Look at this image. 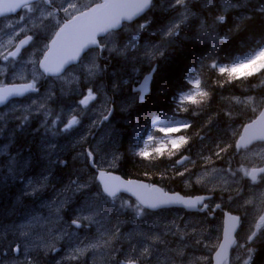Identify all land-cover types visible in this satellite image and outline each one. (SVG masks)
<instances>
[{
  "label": "snow or ice",
  "instance_id": "6c2138e0",
  "mask_svg": "<svg viewBox=\"0 0 264 264\" xmlns=\"http://www.w3.org/2000/svg\"><path fill=\"white\" fill-rule=\"evenodd\" d=\"M155 5V0H104L103 3H96L95 6L88 5L87 10L81 7L77 0H64L59 6L56 5L55 0H0V16L6 13L16 12L18 9L26 10V13L37 14L35 20L37 26L42 25L47 28L44 21L49 18H55L58 13H64V21L58 22L55 29L52 31L51 38L45 43L41 55L43 59L38 56L35 60H30V63H38L39 67L43 69V74H50L60 78V74L69 64L80 60L82 53L87 54L90 48H97L104 50L101 41H98L97 36L104 34L106 36H115L117 29L121 27L123 21H132L146 11H150ZM196 7L197 11H193L192 7ZM168 10L175 11L177 17H173L165 24L160 35L164 38L167 45H172L179 38L182 29H187L197 26V31L201 36H206L212 41V51L209 53L211 58L210 68L219 72L220 76H228V83H232L233 79L241 80L250 78L257 74H264V32L258 36H253L254 46L248 48L246 54L242 56L228 55L224 58L219 56L218 50H222L223 46L230 44L234 39L239 38L242 33L249 30L251 24L264 20V0H167ZM230 10H236V13L229 17L227 14ZM31 18V17H30ZM24 20V16L19 17ZM150 22L145 20L139 23L137 28L141 31L149 28ZM226 29V31L224 30ZM19 35V33H17ZM139 36L133 35L127 44L122 48L117 47L113 49L116 52L125 54L132 50H138ZM34 40L33 34H26L19 43L14 45V50H10L5 46L4 51H0V59L7 62L9 60L15 61L21 52V49L30 44ZM12 43L11 40L8 42ZM144 57L149 61L158 56H166V48L163 45L146 44L143 50ZM157 70V66H152L151 70L143 77V81H137L138 87H133L132 91L137 93V97L141 102L149 90L148 86L151 83L152 77ZM91 69L89 75H92ZM188 85L192 88L182 90L180 94L174 98L177 103V112L181 110V105L187 101L192 104L201 103L196 99L199 97H207L209 93L201 88V80L197 77L189 75L186 78ZM128 83L127 80L124 81ZM223 87V82H220ZM195 89V91H193ZM39 89L36 84V79L33 77L31 82H25L19 86L0 88V104H4L9 97H23L26 93H38ZM50 98V97H49ZM97 96L93 89L89 88L86 95L78 100L80 109H87L90 103L96 100ZM234 102L241 105L244 112L251 111L253 114L249 122L242 125L243 131L228 125L232 129L233 136H239V139L232 142L221 141L216 145L217 151L215 156L218 159H223L224 154L229 153V149L234 148L233 154L247 155L248 152H253L256 149L260 151L256 153L260 163L249 162L248 164H241L238 168L233 169L231 165L225 169V173L230 177L232 184L239 185L235 191V196L232 195V188H224L221 190V202L211 203L213 197L211 195H195L182 196L178 193L169 194L160 188L149 186L146 184H134L133 181H120L119 177L112 176L101 168L97 167V177L102 191H97L94 197H89L85 200L84 206L75 214L71 223L75 228L90 227L93 224L101 225L100 220L96 219L101 215L102 205H106L109 201L105 197L110 198L113 205L117 198V192L121 187L131 191L135 189V195L138 203L128 204L127 201L121 204V209L131 210V221L134 225L140 226L146 223L145 218L149 215H155L160 210L169 209L173 207H183L184 209H195L197 212L204 213V219L209 220L214 218L217 210L223 211V192H229L227 199L232 201L239 199L242 201L240 207L244 209L245 215H233L230 211L224 212L223 221V241L219 243V250L216 252L217 264H220V258L226 250L232 246L244 250L245 255L242 258V264H257V253L261 250L257 247L258 243L264 242V93L259 95L250 93L244 98L235 97ZM38 107L45 111L48 115L51 114L45 103H40ZM184 111L188 109L184 108ZM73 114L64 123L59 130L68 132L73 127L80 123L76 109H72ZM111 115V109H108L107 114L103 115V120L107 121ZM224 115L229 120L234 119L231 111H225ZM27 119V116L24 117ZM167 123L160 125V121H155L156 131L163 132L167 138V143L171 144L173 149L179 150L182 145L187 144L188 140L184 135L173 138L175 133H180L188 129L190 123L178 119L175 115L164 118ZM60 116L51 121V126L56 127ZM47 125V121L45 122ZM23 125H21L22 127ZM149 142L155 139L153 134V124H149L144 131ZM203 139V137H201ZM143 143V139L141 138ZM154 147V146H153ZM139 149V144L133 146V151L136 155L148 159L152 153ZM245 150L241 153V150ZM157 154H162L165 149L163 147H154ZM88 159L92 161L95 166V157L93 152H88ZM119 159L118 155H113L112 161ZM188 156H182L175 161V164L181 165ZM211 161V157L206 158ZM111 163V162H110ZM185 167L184 171H177L176 175L185 176L188 172ZM195 177V180H193ZM202 183V178L196 176L186 177L185 183L192 185L193 183ZM227 183V181H226ZM72 184L76 190L86 188L87 184H80L78 181H73ZM119 211V209H115ZM249 211L255 213L254 226L249 230L243 242H238L237 236L234 235L238 227H240L243 219H246ZM87 221L85 225L83 222ZM172 224H156L155 227L149 225L146 229H134L133 233H129V251L123 253L120 250L122 258L115 257V264H152V259L161 254L164 256L168 264H200L201 261L209 260L207 256L189 257L185 249L189 246L188 239L195 238L194 234L198 231L193 228L191 232L179 226L173 228ZM107 235L109 239L104 240L105 245L112 247L115 253L117 250L111 244V238L120 239L123 234L119 232L117 226L115 232H100V239H104ZM172 236L175 240H168L166 237ZM211 239V237H206ZM205 237L201 236L195 238V244L201 245ZM178 243L179 246L173 247V244ZM100 244V240L95 243L85 245V248H76L72 254V259H77L78 256L86 250V248H96ZM204 247H209L204 244ZM19 252V247L13 249ZM210 264V262H209Z\"/></svg>",
  "mask_w": 264,
  "mask_h": 264
},
{
  "label": "rangeland",
  "instance_id": "374dc122",
  "mask_svg": "<svg viewBox=\"0 0 264 264\" xmlns=\"http://www.w3.org/2000/svg\"><path fill=\"white\" fill-rule=\"evenodd\" d=\"M156 7H158V6L156 5ZM159 7H160L159 8L160 12H164V13L168 14V18H167L166 22L161 23L162 27L165 24H167L168 21L170 19H172L173 17L178 18V14L175 11L168 10L167 0H164V2L162 0L160 2ZM192 10L197 11V8L193 6ZM61 14L64 15L63 12H60L57 14V16L55 18H49L48 20L44 21V24L47 25V28L43 27L42 25L37 26V22L35 20V15H38V13L33 15V14H29V13L25 12L23 14L24 20H20L18 17L17 19H13V20L0 21V51H4L5 46H7L8 49L13 50L14 45L17 44L21 39H23L26 34L34 33V35L38 34L37 36H39L41 38L47 37L53 29L52 28L53 24H54V29H55L57 23L59 22V18H60L59 15H61ZM161 29L159 30V35H160ZM187 29L190 30V34H192L196 31V34L201 41H208L209 43L212 44V41L208 37L201 36L198 33L197 26H193V27H190ZM194 29H195V31H194ZM46 30H48V34H45ZM153 32L156 35L157 31L154 30ZM17 33H19V35H17ZM151 33H150V36L153 37L151 41L145 40V42H141V43H138L139 39H138V41H136V43L138 44V50H132V51L128 52L126 54L127 59H125V54H121L119 52L114 51L113 50L114 48L111 49L112 51H114V53L117 54V56L122 57L123 67H126L127 70H131L130 64L138 65V64H142V63H147L146 61L148 59H146L144 57V54H143L144 46L146 44L163 45L166 48V55L168 54V50H169V48L172 47V45H170V46L167 45L166 41L164 40V38L161 35H160V39L158 40L157 37L155 38ZM133 35H135V32L133 33ZM185 38H186V36H184L182 39H185ZM187 38H189V37H187ZM9 40L12 41L11 44L8 43ZM123 45H125V43H122L120 48H122ZM237 51H236V53H237ZM244 52L245 53H242V54H234V56H242L243 54H246L247 48ZM37 55H38V47H37V44L34 43V45H32L30 47V52L27 53L25 55V57L20 62H18V60H16V61L9 60V61L5 62L2 59H0V63H1L0 64V74H1L0 75V83L7 82V81H18V82L22 81V82H24V80L28 79L29 75L34 76V73H35L36 67H37V63L36 64L31 63L30 64L29 61L35 60V57ZM165 57H160L157 55L156 58H159L160 59L159 62H161V60L164 59ZM211 62L212 61L208 62L206 65H210ZM82 64H84V65L80 69H78L76 71L70 70L71 72H74V73L71 74L67 79L65 76V77L61 78L60 80H57L56 82L52 81L54 86L52 85L51 82H48V87L49 86L50 87H49V91H47V93L45 95H50L51 97L54 96L55 99L59 100L60 104H62L65 107V109H64V107L62 106L63 110L61 111L62 123L66 122L67 119H69L71 117V115L73 114L72 109L73 108L76 109V113L78 114V119H80V123L83 126L82 125L79 127L75 126L73 128H77L76 129V135H78L81 131H84L85 132L84 135L86 138L90 137L91 141H96V143H94L92 145V148L90 150L93 153H95L96 156L98 155L99 151L102 152V161L98 159V163L101 164V166H103L101 168V170H106L109 168L115 169L116 168L115 166L118 163V162L114 163L112 161V159L109 158V155L107 154L109 147L104 146L105 143L106 144L109 143L110 146L112 145V143H113V131L114 132L117 131L116 127L120 128V130L118 131V134H119L118 142H119V144L118 145H116V144L112 145V150L114 152H121L123 150L124 154H126L127 156L137 158L138 160H142L144 162H146L149 158L144 159L143 157L136 155V153L133 151V146L135 144H139V149H137V151L140 149H144V150H147L151 153H152V151L155 152L154 148L151 147L153 144L155 145V147H163V148L165 147L164 149L165 150L167 149L166 151H168V149H169V151H171V150L175 151V155H176L175 158H177V159H180L184 155L182 150H189V149H185L184 147H181L179 150L173 149L171 144H169V143H168L169 145H167V144H162V143L156 144V143L149 142L147 140V136L143 135L145 130H142V129L140 131L136 130L137 129V121L136 120L140 114L139 115H129V114L124 113V111L133 108V102L136 101V98H134L131 95L132 92L127 89V84L124 83L125 80L122 83V85H123L122 91L120 92L117 88V83L115 82V80H110V79L106 80L109 83V86H105V83L94 82L96 80V77H97L96 72L98 71V68L96 67V60L95 59L89 58V59H87L86 62H83ZM90 69H91L92 73H94V74L89 75ZM145 71H146V69H145ZM215 72L219 73L216 70H215ZM257 75H254V77H257ZM88 76H89V79L87 81V84H85L84 81H85V79H87ZM8 77H10V78H8ZM78 77L84 78V81L80 84H78V82H79ZM142 77H143V74L140 73L137 81L142 79ZM95 85H98L99 87L96 88ZM111 86H113L114 89L117 91V104H116L115 108L113 106V103L109 100V96H108L109 88ZM261 86L264 87V78L261 82ZM89 88L93 89L96 92L97 98L94 102L90 103V105L87 109L82 110V109H80V107L78 105V100L82 97V95L87 94V90ZM178 92H181V91H178ZM149 94H150V92L147 94V96ZM134 95H135V97H137L136 93ZM178 95H176V97ZM245 96H246V94H244L243 96H241L239 98L242 99ZM29 98H31V100ZM47 100H51V98L39 100V98H36L35 95H32V96L26 98L25 100H23L21 103L20 102H18V103L11 102L5 108L0 110V124H10V123L26 124V123L34 122L37 119L35 115H38L40 113L46 114L44 110L41 111L42 109H40L38 107V105L42 102L46 104ZM63 102H64V104H63ZM146 102L147 101L144 100V104H146ZM173 102L175 103L174 108L177 109L178 101H175V99H174ZM188 103L189 102L185 101L181 105V109L183 110L184 108H186V104H188ZM150 105H154V104H150ZM225 105L227 108L231 109L233 112H236L237 115H239V113H243V114L245 113L243 107L241 105L235 103L234 99H228L226 101ZM47 107H48V105H47ZM108 109H111V115H110L109 119L107 121H105V120H103V115L107 114ZM137 110H140V109H137ZM191 110L193 111V108H191ZM247 112L248 113H245L244 115L247 114L248 116L246 115V117L252 118L253 114L251 113V111L249 110ZM172 115H170V116H172ZM25 116H27L26 120L24 119ZM170 116H168V117H170ZM130 118L132 119V121H130ZM124 120H126V122ZM144 120L140 123H144ZM166 123L167 122H165V123L160 122V125L166 124ZM149 124H153V132L156 131L155 130L156 127L160 126V125H156L153 122H149L148 125ZM241 126H242V124H239V126L235 125L232 127L240 130ZM229 129H228V133L230 134L232 132V129L231 128H229ZM126 133H128V135H126ZM143 137H144L143 140L145 143L141 142V138H143ZM230 137L234 139L236 136H233V134L231 133ZM173 138H176V137H173ZM206 145L210 146L208 144V142L206 143ZM40 148H41L40 146L37 147L39 154H40V150H42V148L41 149ZM45 149L48 151L49 149H51V146L45 147ZM5 151H6V147H4L2 144H0V155H3L5 153ZM173 151H171V152H173ZM259 151H260L259 149H256L255 151H253L251 153L248 152L246 156L242 155V154H238L234 160L231 158H229V160L232 163H234L236 167H239L241 164H248L249 162L260 163V161L256 155V153ZM78 152H80V151L79 150L73 151L74 156L79 157L78 154H80L81 152L80 153H78ZM197 154H198V151H196V153H194V155H197ZM14 155L18 156V154H15V153H14ZM13 157H16V156H13ZM192 158L194 159V157H192ZM55 161L56 160H54L50 164L55 165ZM196 163L198 164V161ZM8 164H9L10 168L12 169L11 173H13V175L15 177H18V178L25 180L31 174L30 172L24 173V174L20 173L26 167V164L23 165L22 161L19 159L17 161H15V159L12 158L8 161ZM197 164L195 165V167L193 169V166L191 163L189 166L186 165V166L180 167V168H179L180 165L173 163L172 164V171L174 173L177 171L176 169H182V171H184L185 167H187L189 171L185 173L186 176L189 177V175L192 176V174L195 173L196 176L201 177L202 183L200 184V183L194 182L193 183V185H195L194 188L205 189L206 191H210V192L219 191L220 194H221V190L224 188H228L231 186H232L231 187L232 190L235 188L234 184H232L230 177L225 173V169H220L217 166H215V167L208 166L211 164H208V165L204 164L203 166H200L199 164L198 165ZM196 166H199L200 168L199 167L196 168ZM207 168H209V169H207ZM226 169H227V167H226ZM152 170L154 171V169H152ZM43 173H45V171ZM222 173H223V175H222ZM224 176H226V177H224ZM174 177H176L178 179L182 178L181 176L176 175V174L174 175ZM183 177H185V176H183ZM193 180H195V177H193ZM226 181H227V183H226ZM184 182H185V180H184ZM186 185H189V184L186 183ZM27 192H29L28 189H27ZM225 192H223V193H225ZM47 194H49V193H47ZM87 194H88L87 195L88 197H94L95 196V193H87ZM18 195H19V200L21 202L25 201V204L21 205L22 208H26V207L31 206L29 199H28V196L23 190H21L18 193ZM49 195H51V198L48 202L49 205L47 206V208H44V209L41 208V209H38V210H35L32 212L25 211L23 216L21 217V222L17 226L11 225L12 221H13L12 217L7 215L4 218L3 223L5 226L3 225L2 227H6V229L4 230V236L1 235V236H3V238L0 239V264H39V262L36 263V261H35V259L37 257H42L43 262H46L48 264H59V263H61V264H64V263L65 264L66 263L67 264H74V263H76V264H82V263L83 264H109V263L115 264L114 256L116 257L117 253L122 255L123 253H127L129 251V239H128L129 233L127 232V230L125 228L126 223L124 224V223L120 222L117 218V214L114 217L113 222L106 221L105 216L103 217L104 209H106V207L104 205H102L101 215L96 217V219L100 220L101 223L103 222L101 224L103 226L102 228L100 225L93 224L90 227L85 226V229H82L81 231H74V233H72L71 227L66 226V225L61 226V206L57 207L55 205V204H57V205L65 204L66 199H67V198H65L66 196H64V197L60 196L59 197L58 195H54V194H49ZM233 195L235 196V194H233ZM62 198H64V199H62ZM234 200H232L230 202H229V200H227L226 204L228 206L231 205L233 207V209H235V210L239 211L241 214L245 215L244 209H242L240 207V204L242 203V201H240L238 198L234 199ZM115 202L116 203L114 204V206L111 205L113 203L108 202L109 204L108 203L106 204V205H108L107 208H110V210H114V207L120 203L117 201H115ZM45 210H47V211L44 213ZM184 210L189 211L188 209H184ZM77 212L72 213L73 217L75 216V214ZM43 214H45V215H43ZM67 214L69 215V213H67ZM253 219H255V213L253 211H249V214H248L247 218L245 219V225L241 229L242 230L241 234L244 236L243 240L246 238V235L248 234L249 230L254 226V220ZM157 220L158 219H156V221ZM46 221H48V222H46ZM185 222L183 223V225L186 226L187 228L185 227L184 229H186L189 232H191V230L193 228H196V229L198 228L197 233L194 234L195 238H199V237L203 236L206 239V237H209L211 232H212V228L210 225H204L203 226L201 224H198L197 222H194L193 220H186ZM84 224L86 225L87 221H84ZM156 224H158V223H156ZM156 224H154V227ZM105 225H107V226L105 227ZM117 226L119 227V232L123 235L120 239H116L115 237L111 238V244L117 250L114 253L112 251V247L104 244V240L109 239V237L107 235H105L104 239H100V232L102 230H104V232H106V233L107 232H115ZM148 226H149L148 223H145V224L140 225V226L135 225L134 229H137V228L146 229ZM202 226L203 227L207 226V227L202 228ZM55 228H57V229H55ZM54 229H55V231H54ZM99 229H100V231H98ZM132 233H133V236L135 237L134 231ZM70 234H71V236H70ZM63 237H65V238H63ZM135 238L138 239V237H135ZM195 238H194V240H195ZM68 239H70V240H68ZM96 240H100V244L98 247H96L94 249L93 248H86V250L83 251L79 255L80 257L78 256L77 259H72L73 251L76 248H78V247L85 248V245H87L89 243H95ZM9 243H10V245H9ZM177 245L179 246L178 243L174 244L175 247H177ZM201 246L203 247V245H201ZM16 247H19L20 250L15 255L13 253L14 252L13 249ZM72 248H74V249H72ZM203 248H205V247H203ZM53 250H55L57 252L55 254H51V252ZM120 250H123V253H121ZM38 254H41V255H38ZM34 255L36 257H34ZM233 256L234 257H232V259L227 264H242V258L244 256V253H242L239 250V247H237ZM189 257H191V256H189ZM195 257H199V256H195ZM32 259H34V261H32ZM151 259H152V264H166V263L168 264V262L165 261L164 256L161 254H159V255L157 254L156 257L151 258ZM103 261H106V262H103ZM202 263H203V261L200 262V264H202Z\"/></svg>",
  "mask_w": 264,
  "mask_h": 264
},
{
  "label": "trees",
  "instance_id": "16d2710c",
  "mask_svg": "<svg viewBox=\"0 0 264 264\" xmlns=\"http://www.w3.org/2000/svg\"><path fill=\"white\" fill-rule=\"evenodd\" d=\"M235 13L236 10H234L232 13L227 15L229 17H232ZM162 14L163 13H158L155 11H153V13L150 12V17H151L150 26H152V28L154 27V25L157 26L162 22H164L165 19H167V14L166 15L164 14L162 15ZM159 26H160L159 28L161 29L162 25ZM182 30L183 32L181 31L179 38H177L176 42L172 44V46L173 45L176 46L175 51H173L171 47V51L166 55L164 59L161 60L162 62L157 63V70L154 74V78L152 82L153 90L146 97V101H147L146 104L143 103L142 105L138 106L137 107L138 109L142 108V111H144L148 108L149 109L152 108L153 110H157V111L159 110L162 113L165 112L164 111L165 109L171 108L170 107L171 103H169L170 98L174 95L175 92L186 90L189 88V85L186 82V78L191 74L192 70L196 68L198 62H200L202 58H204L209 54V52H211L208 44L200 42V39L198 38L195 29H194L195 32L192 34H190V30L188 29L185 30L182 29ZM224 30L226 31V29ZM262 32H264V20L257 21L251 24L248 32L242 33L239 38H236L230 44L223 46V49L227 50L230 55H233L234 52H236L237 50L238 51L235 54H239L241 53L240 50L245 51L246 48L248 49V46L249 48L253 47L254 41L251 39V37L258 36ZM184 35L186 36V38L182 40ZM223 49L218 50L219 56L221 58L222 56L220 52H222ZM223 54H225V52H223ZM210 61L211 58L208 60V62ZM205 67H207L208 71L206 73L204 71L197 72V76L201 80L202 83L201 88L203 90H206L209 93V95L207 97L197 96L196 99L202 102L197 104L188 103L186 104V109L189 108L190 109L184 111L185 118L187 119L186 121L191 125L188 129H186L187 131L185 130L184 136L186 138L188 137L187 140L191 142V145L188 146V148H193L194 153L198 151L197 149L198 147L200 148L199 151H201L205 147H208L206 146L207 142L210 145L209 147L212 148L213 146H215L214 148L217 149L216 147L217 143L221 141L225 143L233 141L234 139L231 138L230 134L228 133V129H229L228 125L231 124L232 126H235L242 123L244 124L250 120L251 117H246V115L244 114L242 115V113L236 115L237 114L236 112H233L231 109L227 108L225 103L228 99L241 97L244 94L248 95L250 93H254V94L257 93V95H259L261 93H264V87H262L261 83H259L258 77L254 78V76H252L250 78H246L242 80L233 79L232 83H228L227 82V80L229 79L228 76H223L224 77L223 78L220 76L219 73H216L214 69L209 68V65H206ZM116 71L114 70L115 72L114 74L116 75L118 73L120 76L115 80V82L117 84H122L121 80L122 79L125 80L127 71L126 69H123L121 67H117ZM262 75L264 76V74ZM220 82H223V87L220 86ZM106 86H109V84H106ZM109 89L112 91L114 90V87L111 86ZM108 96H109V100L112 103H114L113 97L111 96V92L108 93ZM150 104H154V105H150ZM191 108L194 109L192 112H191ZM224 111H231L233 113L234 119L229 120L228 117L224 115ZM156 116L157 115H152V114L146 115L145 113H141L136 120L137 128L146 130L148 123L153 122ZM143 120L144 123H140ZM124 121L126 122V120ZM130 121H132L131 118ZM116 130H117L116 132L113 131L112 145L119 144L118 131L120 130V128L116 127ZM126 135H128V133H126ZM199 135L203 137V139H201ZM12 142H14V145L9 146V151L12 148H15L17 154L22 159L23 165L28 164V166L30 165L31 168L38 163L40 157H43L39 154L36 143L33 141V139H30V137H20L18 141L17 139H15V141L13 139ZM112 145L109 147L107 154L109 155L110 159H112L114 154L119 156V159L114 161V163L118 162L115 167L117 168L118 171L122 173L123 177L126 178L132 176L138 177L141 174H144L146 176L148 175L150 177L153 171L152 169H154V171H159V169L161 168L159 167L160 166L159 164L151 165L148 164V162L145 163L144 161L138 160L137 158L127 156L126 154H124L123 150L121 152H114L112 150ZM231 150L232 149H229L230 154L229 153L225 154L229 158H232L231 153L234 151ZM199 151L197 155L200 154ZM44 154H45L46 162L51 163L54 160H56L51 158L50 152L46 151L44 152ZM62 160L64 161L63 163H61L60 161H56L55 172L54 175L52 174L53 176H51V173L49 174V172H48L49 175L47 174L48 180L50 179V182L52 184H54V182L55 183L56 182L59 183L60 181L63 182L66 179V177L70 175V172L73 173L75 169L76 170L79 169L81 171H90L89 167H87L88 165L86 158H84L81 161V163H79V165H76V162L75 160H73V158L69 159L68 157H66ZM11 170L12 169L8 165V161L7 163H5L4 168L1 166V170H0V239L3 238L4 230L6 229L2 227L4 225L3 223L4 218L7 215L10 217H12L13 215L14 216L17 215V217L20 218L23 216L25 212V210H23L21 207V201L19 200V196L16 195L17 193L14 192V188L12 187V185L23 186L25 180L18 177H14V179L12 180L11 178L13 177V173H11ZM43 171H47V170L44 169ZM178 180L180 179H174L173 181H178ZM181 180L183 181L184 184V180L183 179ZM177 185L178 187L182 186V184L180 183H178ZM257 247L261 250L260 252L257 253V264H264V242L258 243Z\"/></svg>",
  "mask_w": 264,
  "mask_h": 264
},
{
  "label": "flooded vegetation",
  "instance_id": "af4514ba",
  "mask_svg": "<svg viewBox=\"0 0 264 264\" xmlns=\"http://www.w3.org/2000/svg\"><path fill=\"white\" fill-rule=\"evenodd\" d=\"M95 1L96 0H86L87 5H84L83 8H86L88 5H90L91 3H94ZM161 1L162 0H155V5H157V6L160 5ZM158 7L157 8L153 7L152 10H154L155 12H158ZM22 11H25V10L22 9L20 12H22ZM158 13H162V12H158ZM164 15H165V13H164ZM145 17H146V15L140 17L139 19L135 20L134 22L129 23L128 25L124 24V26L117 32V34L114 36V38H112L110 41L114 42V43L117 42L118 44H120L119 43V39L125 37L130 29L136 27L139 23L145 22V20L150 22L149 28L146 29V30H150V31H154L155 30V31H157L156 37L159 40L160 39V35H159V30H160L159 27L160 26L159 25H161V24H159L157 26L154 25V27L152 28V26H150L151 25V21H150L151 17L148 18V19H146ZM52 28L54 29V24H53ZM31 34L34 35V33H31ZM107 39H109V37L104 39V40H101L102 46L104 47L103 51L94 50L92 52L97 57L96 58V67L98 68V71L96 72L97 77H96V80L94 82L105 83V86H106V84H109L106 80H108V79L116 80L120 76L118 73L115 75L114 74L115 73L114 70L116 71L117 67L123 68V62H122V57L121 56H117L114 53H109V55L106 54V52L108 50V46H109V43H107ZM48 40H49V37L40 43V50L41 51L43 50V47H44L45 43L48 42ZM35 42H36V37L34 35V40L32 41V43H35ZM41 51H38V55L37 56L39 58H41V56H42L41 55ZM37 56L35 57V59L37 58ZM155 61L156 60H152L148 64V66H150V67L157 66V63H156V65H154ZM130 66H131V70L127 71L128 73L126 75L125 80L128 81L127 89L132 92V88L134 86L137 87V85H138L137 84V79L139 77V74L142 73L143 70L142 69L139 70L133 64H131ZM70 70H72V68L69 69L68 71H66L61 78H63L65 75H67V73H69ZM150 70H151V68L149 69V71ZM142 74H143V77L146 75L144 72ZM39 75L40 76H38V78H37V87L39 89V92L37 93L38 97L43 96V95H45L47 93V86L45 85V82L49 81V79L51 81H53V82H56L57 80L61 79V78L58 79V78H51V77H48V76H44L41 72H39ZM153 77H154V75H153ZM153 77H152V80H151V83H150V89H151L150 93L153 90V86H152ZM121 81L123 83L124 79H122ZM42 85H43V87H42ZM122 86H123L122 84H117V88H118V90L120 92L122 91ZM95 87L98 88L99 86L95 85ZM110 92H111V96L113 97V100H114L113 106L115 108L116 104H117V91L115 89L112 90V91L109 89V93ZM179 93L180 92H178V91L175 92L174 95L170 98L173 104H175L173 102L174 98ZM132 96L134 98H136L135 95H132ZM49 97L51 98V100H49V101L47 100V104L49 106H51L53 104V101L57 105L59 104V100H56L55 97H51L50 95H48L47 98H49ZM140 105H142V104H140ZM62 106L63 105H61L60 108L57 107L56 109L48 108L49 111L51 112V114H50L51 116L48 115L47 113L46 114H40L38 116V123L33 125V126H30V127L22 126L21 127V125L15 124V125L12 126V129H10V133L8 134L7 138L9 139V143H10L11 146L14 145V142H12L13 139H14V141H15V139H17V141H18V139L20 137H30V139H33V141L36 143L37 147L40 146L42 148V150H40V155L43 156V157L39 158L38 163L36 165H34L33 167L30 168V165L28 166V164H27L26 167L20 172V173H23V174L30 172L31 174H30V176L28 178L25 179V183H24L23 186H14V185H12V187L14 188V192L17 193L16 195H18V193L21 190H23L27 194V192L25 190L26 187H28L29 185L33 186V184L36 181H39L45 175V173L48 174V172L50 171L49 173H51V176L54 175L55 165L46 162L44 152H46L47 150L45 149V147H50L51 146V149L48 150V152H50L51 158L52 159H56V161H60L61 163H63L62 159L66 158V157H68L69 159H72L74 157V154H72L74 150L73 149L70 150L69 146H72L75 142H77L75 140L76 139V129L73 128V129H71L68 132H62L59 129L63 127L65 122L59 123V121L57 122L55 128H53L51 126V121L55 120L57 115L60 116V120H61V112H60V110L63 108ZM159 112H160L159 110L157 111V110H153L152 108H150V111H149L148 114L158 115ZM124 113L129 114V115H139L142 112L137 110V109H131V110L129 109V110L124 111ZM46 121L48 122L47 125L45 123ZM81 125L82 124H79V126H81ZM136 130L140 131L141 129L137 128ZM168 154H169V152L165 153V151H164L163 154H161L157 158H155L154 155L152 154L151 159H150V163L152 165L159 164L160 165L159 167H161V168L159 169V171H152L151 176L147 177L149 185H153V183L154 184L156 183L153 186H158L159 188H162L166 192L169 191L168 193H177L178 192V193L182 194V196H195V194L196 195L197 194L198 195H211L213 197V201L211 202V203H213V206H214V203H220L221 202V194L219 193V191L210 192V191L203 190V191H200V192H193V190L190 188L192 185H186V183L183 184V181L181 179L178 180V181H173L174 179H178V178L174 177V175H175L174 172H173V176L171 174V171H170L171 159L169 158L170 156ZM13 156H16V157H13ZM12 158H14L15 161H17L18 159L22 161V159L20 157H18L17 155H14L13 152H10L8 160H10ZM56 161H55V163H56ZM96 164H98V160L95 159V165ZM223 165L225 167H227V168L229 167V165H231V167L233 169L238 168L231 161H224ZM89 166L93 167L92 161L89 162ZM44 169L47 170V171H45V173H43ZM115 169H116V173L121 178H123V179L126 178V177H123L122 173L120 171H118L117 168H115ZM91 173H92L91 170L89 172L88 171H81L80 173H78V175H79L78 177L79 178L76 177L73 181H78L80 183V182H82L84 180L85 182H88L89 185H90V174ZM48 175H47V178H46V182L47 183H45V188L48 185V187H53L52 190H54L55 192H62L63 190L60 191L59 189L54 188V184H52L49 181L50 179L48 180ZM13 177H15V176L13 175ZM178 183L182 184V188L181 189L178 187V185H177ZM72 185L73 184H71L69 186L71 189L68 188L63 194H67L68 192H72V193L77 192L75 186L74 185L72 186ZM236 186L237 187H236L235 190L238 189L239 185H236ZM91 189L94 190L93 188H91ZM78 192H81V190H79ZM233 192L234 191H232V193ZM227 194H229V193H226V194L223 193V203H222L223 211L217 210V213H216L215 217L214 218H210L211 222H209V220L204 219V216H205L204 213L197 212L195 209H192V210H189V211H185L183 207H173V208H169V209L160 210L155 215H149L148 217L145 218L146 223L149 224L151 222L152 224H156L158 222L164 221L165 219H171L175 223L180 224V226L182 225V222L186 221V220L199 221L200 223L203 222L205 224H208V223L216 224L217 223L216 220H220L222 218V216L224 215L225 211H230L232 214H236V212H238V211H236L235 209H233L232 207H230V206H228L226 204V202L228 200L227 199V197H228ZM27 196H28V194H27ZM125 200L130 201L129 199H126V198H125ZM23 204H25V201L21 202V205H23ZM128 204H134V203L130 202ZM58 206H61V211H62L61 212V226H64V225L67 226L68 225L71 228L75 229L74 228L75 226L72 225V223H71L72 219L74 218L72 213L77 212L75 210V208L69 202H67L65 204L57 205V207ZM104 206L106 207V209H104L103 215L105 217H107L106 221L110 222L111 219H112L113 211L110 210V208H107L108 205H104ZM120 206H121V204H119V205H117L115 207V209H119V211H120V212L119 211L117 212L115 210L116 214H117V218H118V220H120V222H122L125 219L124 222H122V223H126V227L125 228H126L127 232L129 231L128 233H132L134 231V228H135V225L131 221L132 212H131V210H126L125 211L124 209H121ZM67 213H69V215ZM156 219H158V220L156 221ZM84 228H85V226L81 227L79 229L76 228L75 230L76 231H81ZM216 236H217V231H216ZM204 244H206V243L203 241V243L201 245H203V247H204ZM188 245L189 246L185 249V252H186V254L188 256H191V257H193V256H202V255L203 256H207V257H209V260L203 261L202 264H209V262H210V264L213 263V258H214L215 254H216L215 253V250H216L215 248H213L211 246H209L207 248L206 247L203 248L201 245H196L194 238H189L188 239ZM118 257L122 258V255H119ZM229 259L231 260V256L229 257ZM42 264H47V263H42Z\"/></svg>",
  "mask_w": 264,
  "mask_h": 264
},
{
  "label": "bare ground",
  "instance_id": "6f19581e",
  "mask_svg": "<svg viewBox=\"0 0 264 264\" xmlns=\"http://www.w3.org/2000/svg\"><path fill=\"white\" fill-rule=\"evenodd\" d=\"M164 2V1H163ZM166 2V1H165ZM159 6V5H158ZM162 7V6H161ZM164 8V7H163ZM169 12V11H168ZM164 14V13H163ZM162 14V15H163ZM40 31V30H39ZM42 31V30H41ZM183 32V31H182ZM185 33V32H184ZM186 34V33H185ZM38 35V34H37ZM185 36V35H184ZM39 37V36H38ZM191 39V38H190ZM183 40V39H182ZM235 43V42H234ZM254 43V42H253ZM34 45V44H33ZM35 47V46H34ZM248 48H249V46H248ZM175 49H176V46H173L172 47V50L173 51H175ZM178 50V49H177ZM171 51V48H170V50L168 51V53ZM172 51V52H173ZM245 53V52H244ZM240 54V53H239ZM242 54V53H241ZM174 55V54H173ZM234 56V55H233ZM199 63V62H198ZM1 64V63H0ZM8 64V63H7ZM31 64V63H30ZM4 65V64H3ZM2 65V66H3ZM11 66V65H10ZM27 66V65H26ZM7 67V66H6ZM4 68V67H3ZM191 68V67H190ZM189 68V69H190ZM207 68V67H206ZM14 69V68H13ZM33 69V68H32ZM123 69H126V67H123ZM188 69V68H187ZM10 70V69H9ZM8 70V71H9ZM126 71H128L127 69H126ZM6 72V71H5ZM12 72V71H11ZM7 73V72H6ZM9 73V72H8ZM128 73V72H127ZM126 73V74H127ZM206 73V72H205ZM10 74V73H9ZM180 74V73H179ZM1 75V74H0ZM34 75H35V73H34ZM40 76V75H39ZM5 77V76H4ZM11 77V76H10ZM10 77H8V78H10ZM22 77V76H21ZM126 77V76H125ZM206 77V76H205ZM48 78V77H47ZM199 78V77H198ZM201 78V77H200ZM224 78V77H223ZM255 78V77H254ZM204 79V78H203ZM203 79H202V81H203ZM3 80V79H2ZM5 80V79H4ZM8 80V79H7ZM50 80V79H49ZM208 80V79H207ZM242 80V79H241ZM25 81V80H24ZM51 81V80H50ZM3 82V81H2ZM22 82V81H21ZM40 83V82H39ZM53 84V83H52ZM202 84V83H201ZM185 85H186V83H185ZM54 86V85H53ZM42 87H43V85H42ZM45 87V86H44ZM50 87V86H49ZM49 87H48V85H47V91H49ZM60 87V86H59ZM46 88V87H45ZM44 88V89H45ZM54 88V87H53ZM51 89V88H50ZM54 90V89H53ZM65 90V89H64ZM151 90V89H150ZM261 90V89H260ZM56 91V90H55ZM65 92V91H64ZM67 92V91H66ZM53 93V92H52ZM60 93V92H59ZM55 94V93H54ZM257 94V93H256ZM38 96V95H37ZM53 96V95H52ZM54 97V96H53ZM30 100H31V98H29ZM54 99V98H53ZM75 99V98H74ZM78 99V98H77ZM76 99V100H77ZM40 100V99H39ZM55 100V99H54ZM61 100V99H60ZM63 100V99H62ZM49 101V100H48ZM169 101V100H168ZM21 103V102H20ZM75 103V102H74ZM169 103H171V108H169V109H165L164 111L165 112H162L161 113V111L159 112V114L156 116V118L154 119V121H153V123L155 122V121H161V120H164V118L165 117H168V116H170V115H172V114H175V113H177V110H176V108H174V104L172 103V101H171V99H170V102ZM233 103V102H232ZM25 104V103H24ZM52 104V103H51ZM63 104H64V102H63ZM69 104V103H68ZM62 105V104H61ZM71 105V104H70ZM235 105V104H234ZM222 106V105H221ZM64 107V106H63ZM48 108V107H47ZM60 108V107H59ZM78 108V107H77ZM63 109V108H62ZM61 109V110H62ZM64 109H65V107H64ZM190 109V108H189ZM188 109V110H189ZM58 110V109H57ZM56 110V111H57ZM61 110H60V112H61ZM194 110V109H193ZM41 111H43V110H41ZM180 111H182V109L180 110ZM198 111V110H197ZM240 111V110H239ZM191 112H192V110H191ZM225 112V111H224ZM248 113V112H247ZM55 114V113H54ZM59 114V113H58ZM240 114V113H239ZM245 114V113H244ZM237 115V114H236ZM242 115H243V113H242ZM247 115V114H246ZM51 116V115H50ZM82 116V115H81ZM248 116V115H247ZM67 117V116H66ZM241 118V117H240ZM189 119V118H188ZM193 119V118H192ZM236 119V118H235ZM239 119V118H238ZM245 119V118H244ZM248 119V118H247ZM62 120V119H61ZM61 120H59V123H62L61 122ZM85 120V119H84ZM187 120V119H186ZM224 120V119H223ZM224 123H225V121H224ZM228 123V122H227ZM231 123V122H230ZM86 124V123H85ZM213 124V123H212ZM234 124V123H233ZM243 124V123H242ZM83 126V125H82ZM218 126V125H217ZM239 126V125H238ZM211 127V126H210ZM215 127V126H214ZM212 128V127H211ZM74 129H77V128H74ZM203 129V128H202ZM215 129V128H214ZM230 130V129H229ZM187 131V130H186ZM212 131V130H211ZM215 131V130H214ZM184 132L185 131H182V132H180V133H177V134H179V135H184ZM213 132V131H212ZM232 133V132H231ZM230 133V134H231ZM85 132L84 131H81L78 135H76V141L77 142H81V144L84 146V147H92V145L94 144V143H96V141H91L90 140V137L89 138H86L85 137ZM95 134V133H94ZM187 134V133H186ZM205 135V134H204ZM218 135V134H217ZM200 136V135H199ZM219 136V135H218ZM190 137V136H189ZM201 137V136H200ZM205 137V136H204ZM188 138V137H187ZM236 138V137H235ZM235 138H234V140H235ZM92 139V138H91ZM206 139V138H205ZM210 139V138H209ZM199 140V139H198ZM207 140V139H206ZM220 140V139H219ZM209 141V140H208ZM211 141V140H210ZM231 141V140H230ZM77 142H75V143H77ZM232 143H233V145H234V142L233 141H231ZM220 143V142H219ZM157 144V143H156ZM192 144H193V142H192ZM218 144V143H217ZM191 145V142L190 141H188L187 142V144H184V145H182L181 147H184L185 149H189V150H182L183 151V156H188L189 157V159L188 160H185L184 161V163L183 164H181L180 166H179V168L180 167H184V166H186V165H190V163L192 164V166H193V169H194V167H195V165L197 164L196 162L198 161V164L200 165V166H203L204 164H211V165H208V166H211V167H215V166H217L218 168H220V169H226V167L223 165V162L224 161H230L229 160V157H227L225 154H224V158L223 159H218V158H216V156L214 157V155H215V151L217 150L216 148H214L215 146H213L212 148L214 149H212L211 147H205L204 149H202L201 151H199V147L197 148L198 149V151H199V155H194V152H193V148L191 149V148H188V146H190ZM104 146L105 147H110V144L108 143V144H104ZM155 147V145H152L151 147L152 148H154ZM166 146V145H165ZM207 146V145H206ZM70 147V146H69ZM201 147V146H200ZM165 148V147H164ZM203 148V147H202ZM93 150V149H92ZM167 150V149H166ZM169 150V149H168ZM232 150H234V148L232 149ZM231 150V151H232ZM171 151H173V150H171ZM70 153V152H69ZM166 153V152H165ZM180 153V152H179ZM234 153V151L231 153V155H232V158L231 159H235V157L238 155V154H233ZM251 153V152H250ZM72 154H74V153H72ZM163 154V153H162ZM181 154V153H180ZM230 154V153H229ZM169 155V154H168ZM164 156V155H163ZM170 156V155H169ZM176 156V155H175ZM178 156V155H177ZM230 156V155H229ZM192 157H194V159L192 158ZM207 157H211V161L209 162V161H207L206 160V158ZM214 157V158H213ZM96 158H97V160L99 159V160H101L102 161V152L101 151H99V153H98V155L96 156ZM168 158V157H167ZM170 158V157H169ZM150 159H151V157L146 161V162H148V164H151L150 163ZM154 159V158H153ZM164 159V158H163ZM177 159V158H176ZM9 161V160H8ZM154 161V160H153ZM169 161V160H168ZM64 162V161H63ZM145 162V163H146ZM166 162V161H165ZM7 163V162H6ZM197 164V165H198ZM101 165V164H100ZM152 165V164H151ZM156 165V164H155ZM168 165V164H167ZM7 166V165H6ZM85 166V165H84ZM72 167V166H71ZM88 167V166H87ZM197 167H199V166H196V168ZM200 168V167H199ZM74 169V168H73ZM72 169V170H73ZM87 169V168H86ZM165 169V168H164ZM207 169H209V168H207ZM213 169V168H212ZM1 170V169H0ZM71 170V169H70ZM177 171H182V169H176ZM177 171L175 172V174L177 173ZM50 172V171H49ZM79 172H81V170H76L75 169V171L72 173V172H70V175H68V177H66V179L62 182V181H60L59 183L58 182H54V188H57V189H59L60 191L61 190H63L62 192H55L54 190H52V188L53 187H48V185H47V187L45 188V183H47L46 182V178H47V173H45V175L39 180V181H36L34 184H33V186L31 185H29L28 187H26V192H27V189H28V191L29 192H27V194H28V199H29V202H30V204H31V206H29V207H26V208H23V210H25V211H30V212H32V211H35V210H38V209H44V208H47V206L49 205L48 204V202H49V200H50V198H51V195H49V194H54V195H58L59 197L61 196V197H64V196H66L65 198H67L66 199V203H67V201L69 202V203H71L72 204V206L75 208V210L76 211H79V209H81L82 207H83V203L85 202V200L86 199H88L89 197L87 196L88 194L87 193H94V190H92L91 189V187H90V185H89V183H87V182H85L84 180L82 181V182H80V184H87L88 186L86 187V188H84V189H82L81 190V192H74V193H72V192H68L67 194H63L68 188L69 189H71L69 186L72 184V182H73V180H74V178H76V177H78L79 175H78V173ZM89 172V171H88ZM163 172V171H162ZM63 173H65V172H63ZM85 173V172H84ZM50 174V173H49ZM165 174V173H164ZM220 174V173H219ZM89 175V174H88ZM139 175V174H138ZM222 175H223V173H222ZM171 176V175H170ZM189 176H191V175H189ZM51 177V176H50ZM147 177H149L148 175L146 176V175H144V174H141L140 176H138V177H136V176H132V177H127V178H125V180H127V181H133L134 182V184H136V183H140V184H146V185H148V178ZM186 177H188V176H186L185 175V177H182L181 179H183V180H185L186 179ZM224 177H226V176H224ZM79 178V177H78ZM12 180L14 179V177H12L11 178ZM58 179V178H57ZM229 179V178H228ZM50 181V180H49ZM224 181V180H223ZM156 184V183H155ZM154 183H153V185H155ZM184 184H185V182H184ZM201 184V183H200ZM73 186V185H72ZM194 186L195 185H193L192 184V186L190 187L192 190H193V192H200V191H203V190H205V189H200V188H194ZM205 186V185H204ZM234 186H235V188L232 190V191H234L233 193H232V195L233 194H235V189H236V185L234 184ZM95 188H96V186H94ZM197 187V186H196ZM232 187V186H231ZM239 187V186H238ZM179 188L181 189L182 188V186H179ZM207 188V187H206ZM58 190V191H59ZM166 190V189H165ZM169 192V191H168ZM175 192V191H174ZM47 193H49V194H47ZM178 193V192H177ZM226 193H229V192H225V194ZM178 194H180V193H178ZM180 195H182V194H180ZM196 195V194H195ZM198 195V194H197ZM229 194H227V196H228ZM62 199H64V198H62ZM127 199V198H126ZM55 200V199H54ZM235 201V200H234ZM237 201V200H236ZM241 201V200H240ZM239 201V202H240ZM230 202V201H229ZM52 203V202H51ZM61 203V202H60ZM112 203V202H111ZM116 203V202H115ZM109 204V203H108ZM236 204V203H235ZM111 205H113V204H111ZM118 205V204H117ZM238 205V204H237ZM114 206V205H113ZM230 207H232L231 205H229ZM235 206V205H234ZM112 207V206H111ZM233 208V207H232ZM130 210V209H129ZM17 211V210H16ZM15 211V212H16ZM126 211V210H125ZM237 211V210H236ZM62 212V211H61ZM69 212V211H68ZM118 212V211H117ZM120 212V211H119ZM124 213V212H123ZM59 214V213H58ZM128 214V213H127ZM131 214V213H130ZM233 215H240V216H244L243 214H241L239 211L238 212H236V214H233ZM131 216V215H130ZM103 217H104V215H103ZM217 217V216H216ZM12 219H13V221H12V226H17L20 222H21V217L19 218V217H17V215L16 216H12ZM53 219V218H52ZM69 219V218H68ZM125 220V219H124ZM124 220L122 221V222H124ZM56 221V220H55ZM120 221V220H119ZM223 221H224V215L222 216V218L220 219V220H216V224H214V223H208V224H205V223H200L199 221H194V222H197L198 224H201V225H210L211 226V228H212V231L213 232H211V234H210V237H211V239L209 240V239H205V240H203L206 244H208L209 246H211V247H213V248H215L216 250H215V252L216 251H218V249H219V243L222 241V234H223ZM8 222V221H7ZM24 222V221H23ZM46 222H48V221H46ZM111 222H113V221H111ZM117 222V221H116ZM150 222V221H149ZM172 220L171 219H165L164 221H161V222H158L159 224H172ZM185 221H183L182 222V225L180 226V224H177V223H174L172 226H173V228L175 229V227L176 226H179V227H181V228H185L186 226H184L183 225V223H184ZM103 223V222H102ZM101 223V224H102ZM108 223V222H107ZM186 223V222H185ZM190 223V222H189ZM193 223V222H192ZM67 224V223H66ZM106 224V223H105ZM113 224V223H112ZM116 224V223H115ZM119 224V223H118ZM125 224V223H124ZM123 224V225H124ZM111 225V224H110ZM147 225V224H146ZM149 225H151V226H153L154 227V224H152L151 222L149 223ZM245 225V219H243L242 220V222H241V225H240V227H238L237 228V230H236V233L234 234V235H236L237 236V239H238V242H243V238H244V236L241 234V229H242V227ZM5 226V225H4ZM68 226V225H67ZM107 225H105V227H106ZM109 226V225H108ZM115 226V225H114ZM120 226V225H119ZM202 226V228H206V227H203ZM70 227V226H69ZM192 227V226H191ZM198 227V226H197ZM3 228H6V227H3ZM95 228V227H94ZM134 228V227H133ZM187 228V227H186ZM210 228V227H209ZM55 229H57V228H55ZM55 229H54V231H55ZM104 229V228H103ZM108 229V228H107ZM198 229V228H197ZM98 231H100V229L98 230ZM102 231H104V230H102ZM216 231H217V236H216ZM129 232V231H128ZM53 233V232H52ZM63 233V232H62ZM66 233V232H65ZM123 233V232H122ZM197 233V232H196ZM58 235V234H57ZM63 235V234H62ZM207 236V235H206ZM56 237V236H55ZM61 237V236H60ZM63 238H65V237H63ZM166 239H168V240H175V238L174 237H172V236H168V237H166ZM53 240V239H52ZM68 240H70V239H68ZM16 242V241H15ZM62 242V241H61ZM67 243V242H66ZM60 245V244H59ZM64 245V244H63ZM73 245V244H72ZM71 245V246H72ZM76 246V245H75ZM123 246V245H122ZM127 246V245H126ZM173 247H175L174 246V244L172 245ZM178 246V245H177ZM106 247V246H105ZM111 247V246H110ZM120 247V246H119ZM72 249H74V248H72ZM94 249V248H93ZM101 249V248H100ZM110 249V248H109ZM237 249V246L236 245H232L231 247H230V249H229V251H228V256H227V258L226 259H229V257L231 256V259H232V257H234L233 255H234V253H235V250ZM119 250V249H118ZM239 250L242 252V253H244V250L243 249H241V248H239ZM64 251V250H63ZM103 251V250H102ZM66 252V251H65ZM74 252V251H73ZM44 253V252H43ZM62 253V252H61ZM64 253V252H63ZM98 253V252H97ZM102 253V252H101ZM58 254V253H57ZM66 254V253H65ZM72 254V253H71ZM88 254V253H87ZM86 254V255H87ZM38 255H41V254H38ZM60 255V254H59ZM120 254L119 253H117L116 254V257H118ZM159 255V254H158ZM244 255H245V253H244ZM45 256V255H44ZM61 256V255H60ZM241 256V255H240ZM34 257H36L35 255H34ZM48 257V256H47ZM58 257V256H57ZM80 257V256H79ZM90 257V256H89ZM110 257V256H109ZM31 258V257H30ZM33 258V257H32ZM42 257H37L36 259H35V261H36V263L37 262H41V263H44L43 262V260L41 259ZM59 258V257H58ZM102 258V257H101ZM48 259V258H47ZM95 259V258H94ZM46 260V259H45ZM56 260V259H55ZM156 260V259H155ZM32 261H34V259H32ZM65 261V260H64ZM70 261V260H69ZM163 261V260H162ZM29 262V261H28ZM61 262V261H60ZM68 262V261H67ZM82 262V261H81ZM85 262V261H84ZM103 262H106V261H103ZM110 262V261H109ZM30 263V262H29ZM64 263V262H63ZM93 263V262H92ZM157 263V262H156ZM165 263V262H164ZM59 264H61V263H59ZM65 264V263H64ZM67 264V263H66ZM74 264H76V263H74ZM83 264V263H82ZM110 264V263H109ZM167 264V263H166ZM212 264H214V258H213V263Z\"/></svg>",
  "mask_w": 264,
  "mask_h": 264
},
{
  "label": "water",
  "instance_id": "95a60500",
  "mask_svg": "<svg viewBox=\"0 0 264 264\" xmlns=\"http://www.w3.org/2000/svg\"><path fill=\"white\" fill-rule=\"evenodd\" d=\"M138 17V16H137ZM137 17H135V18H137ZM134 18V19H135ZM133 19V20H134ZM17 86H19V85H17ZM4 87H12V86H4ZM1 88H3V87H1ZM148 92V91H147ZM11 98H15V97H9V99L8 100H10ZM7 100V101H8ZM6 101V102H7ZM5 102V103H6ZM4 103V104H5ZM4 104H0V107L1 106H3ZM242 131H243V128H242ZM241 131V132H242ZM239 139V138H238ZM237 139V140H238ZM112 175V174H111ZM112 176H115V175H112ZM115 177H117V176H115ZM120 181H123V180H121L120 179ZM136 184H140V183H136ZM135 189H133V190H131V191H129V190H127V189H125L124 187H121L120 188V190L117 192V193H119V192H121V193H126V194H128L130 197H132L133 199H135L136 201H137V199H136V195H135ZM138 202V201H137ZM224 226V225H223ZM222 241H223V234H222ZM221 241V242H222ZM231 247V246H230ZM230 247L226 250V252L222 255V257L220 258V264H222L224 261H225V259L227 258V256H228V251H229V249H230ZM219 250V249H218ZM214 264H217V257H216V254H215V256H214Z\"/></svg>",
  "mask_w": 264,
  "mask_h": 264
}]
</instances>
